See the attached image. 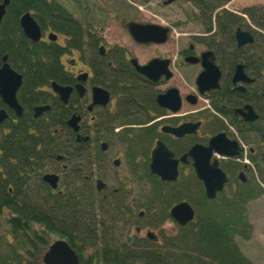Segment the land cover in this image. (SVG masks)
Segmentation results:
<instances>
[{
	"label": "flooded vegetation",
	"instance_id": "obj_1",
	"mask_svg": "<svg viewBox=\"0 0 264 264\" xmlns=\"http://www.w3.org/2000/svg\"><path fill=\"white\" fill-rule=\"evenodd\" d=\"M44 1H52L60 8L65 6L64 0ZM69 1L70 12H65L70 16V37L61 36L50 26L41 29L30 12L18 17L23 36L19 20L28 14L39 27L38 42L55 44L62 49L57 61L63 78H66L65 83L40 84L34 89L36 100L29 106L19 98L22 76L10 67L6 54L0 57L1 60L5 56L8 66L21 78L15 92L21 116L0 98V113H3L0 135L9 134L11 124L25 118L29 126L24 128V134L34 135L39 141L30 145H7L16 148V152L4 160L6 165L1 161L0 149V182L6 188L0 193L6 199L0 216L5 217L7 253L10 255L11 249H16L12 264H42L44 254L53 243L61 241L68 246L66 237H70V242H75L77 247L94 246L98 253L110 241L113 247L130 251H137L139 246L159 247L161 235L151 231L155 218L150 217L153 209L144 197L141 183H145L146 178L149 181L156 179L162 185L180 182L192 187L193 179L201 184L194 174L191 159L186 156L183 162L179 160L192 146H206L210 138L219 134L230 142L235 155L212 157L226 178L223 190L216 198L225 194L226 188L231 193L239 186L262 188L264 185V65L257 68L253 58L256 51H247L249 45L236 47L235 31L233 42L220 35L214 26L208 31L207 22L199 16L201 0ZM2 3L0 0V5ZM182 3L194 11L195 17L190 19L202 23V29L186 35L187 43L177 45L172 59L168 44L172 29L169 13L171 7H179ZM9 4L10 0H7L0 24ZM132 26L141 28L137 36L151 40H135L129 30ZM176 26L181 28L182 25L177 23ZM149 27L152 28L150 37L143 35ZM49 34L56 37L54 42L48 39ZM59 37L64 42L62 45L58 43ZM64 40H70L69 48ZM160 40L162 42H157ZM234 48L244 51H233ZM259 52L264 56V51ZM65 54L68 59H64ZM208 62H212L219 73L217 87L208 89L211 83L205 82L204 90L200 92L196 78L202 72V65ZM151 64L153 70L148 76L138 71ZM238 68L240 74L236 76ZM187 79H190L188 84ZM52 84L69 88L65 102L52 90ZM171 91L179 101L175 112L170 110V96L165 107L157 103L159 97ZM202 100L207 102L211 113L210 130L204 135L205 122L203 117H198L199 111L192 115L182 113L186 105L195 107ZM59 110L67 112L62 126L44 129V123H51V117L58 115ZM71 120L75 121V131L67 125ZM186 124L198 126L193 133L182 137L163 131ZM44 133L55 137L51 140L53 144H47L45 150ZM107 133L119 136L125 150L123 155L110 159L111 167L119 169L122 159H126L130 177L142 191V203L126 190H109L100 176H94L96 169L102 167L97 159L108 151L107 144L100 142L98 137ZM156 142L163 144L178 161L177 177L172 183L162 182L149 172L150 153ZM75 144L81 151L79 160H74ZM19 158L26 160L20 162ZM44 176L56 177L54 189L43 181ZM97 182L102 184L100 190L96 189ZM150 187L152 195V183ZM139 204L143 210H139ZM145 217L143 226L133 225L135 219L143 221ZM14 227L18 233L13 231ZM59 228L63 236H58ZM91 229L93 241L86 240L82 244L74 239L76 233L83 232L84 235ZM69 248L75 253L78 264L89 260V254L83 257L82 252L77 254Z\"/></svg>",
	"mask_w": 264,
	"mask_h": 264
},
{
	"label": "trees",
	"instance_id": "obj_2",
	"mask_svg": "<svg viewBox=\"0 0 264 264\" xmlns=\"http://www.w3.org/2000/svg\"><path fill=\"white\" fill-rule=\"evenodd\" d=\"M228 1L230 0H201L198 3L200 18L207 22L208 31L214 26L220 35H225L232 42L233 32L237 28L250 32L253 43L247 46L246 50L256 51L253 58L258 64L257 68L260 64L264 65V56L259 52L264 51V7H248L239 15H234L221 9ZM216 9L219 10L214 12ZM26 12L33 15L41 29L50 26L53 31L63 37H70V16L52 1L47 3L44 0H10L6 15L0 24V57L6 54L10 67L22 76L19 98L24 99L25 104L30 106L36 100L34 97L37 96L34 89L40 84L50 81L61 84L66 82V78H63L65 76L62 75L57 61L62 51L60 47L51 43H32L22 35L18 26V17ZM64 41L66 47H69L70 40ZM233 51L244 50L234 48ZM66 115V111L59 110V114H53L51 123H44L43 128L62 126ZM28 126V121L24 118L11 124L9 134L0 135L3 165L8 164L4 160L16 152V148H8L7 145H30L39 142L34 135L24 134V128ZM52 139L55 137L44 133L42 138L44 150L47 144H53ZM76 146L77 144H75L74 160H79L81 151L77 150ZM25 160L26 158H19L20 162ZM257 170L260 172V167ZM151 182L153 198L162 201L163 204L162 209L159 210L160 215L154 221L155 225L168 220V209L182 201L187 202L194 210L192 221L183 227L178 226L175 232L167 236L160 233L161 244L157 247L158 249L139 246L137 251H130L124 247H113L110 241L102 246V250L98 253L94 246L77 247L75 242H70V237L67 239L64 235L68 246L77 254L87 248L93 250L89 254V260L83 264H250L241 256L235 241L240 237L242 240L247 239L250 226L245 220L244 205L261 195L260 187L239 186L231 193L220 194L214 200L208 201L204 197L201 184L195 179H193L192 187L188 183L180 182L162 185L156 179H152ZM5 190V184L0 182V193ZM90 191L93 189L91 188ZM5 200L0 196V209L4 206ZM13 231L18 233L16 227ZM57 233L58 236L62 235L60 228ZM75 236L74 239L82 244L86 240L87 242L94 240L92 229L85 231L84 235L83 232H78ZM18 247L21 248V245ZM7 250H9L8 247H6ZM11 250V256L8 253L0 256V264H12L16 257L14 254L16 249Z\"/></svg>",
	"mask_w": 264,
	"mask_h": 264
},
{
	"label": "water",
	"instance_id": "obj_3",
	"mask_svg": "<svg viewBox=\"0 0 264 264\" xmlns=\"http://www.w3.org/2000/svg\"><path fill=\"white\" fill-rule=\"evenodd\" d=\"M169 2L176 0H168ZM7 5V0H3V3L0 5V19L4 13V7ZM19 24L24 36L32 42H38L40 39V30L34 20L28 14H24L20 20ZM151 29L144 30L145 34L148 37L151 36ZM130 34L138 42H149L151 39L141 38L136 34L141 30L138 26H132L129 29ZM48 39L52 42L56 40V37L52 34H49ZM234 39L236 47H242L245 45H251L253 43V38L250 33L236 29L234 32ZM162 42V40L157 41ZM202 72L196 78V84L200 88V92L204 89L203 85L205 82H210L208 89L216 88L217 81L219 78V73L214 67L212 62L202 65ZM153 70L152 64L146 68L138 69L140 73H144L145 76H148V73H151ZM240 74V69L236 70V76ZM21 78L16 74L6 63V57L4 56L0 60V98L2 102L8 104L12 108L17 116H21L19 107L15 101V92L20 86ZM207 89V90H208ZM52 90L58 94L60 99L65 102L66 97L68 96L69 88H60L52 84ZM170 96V110L175 112L178 110L179 101L174 91H171L164 97H159L157 103L161 107H165L167 103V97ZM193 104V101H190ZM3 119V113H0V121ZM74 131L75 121H69L67 123ZM198 124H186L182 125L175 129L165 128L163 131L165 133H170L175 137H182L186 134L193 133L197 128ZM230 143V142H229ZM224 138L222 134L216 135L209 139L206 146L194 145L192 146L186 155L180 158V162L185 160V157L188 156L192 161V168L196 178L201 182L204 192V197L206 200H214L216 194L220 193L223 189L224 184L226 183L225 175L218 168V163L215 159H212L213 155L232 157L235 155L231 151V144ZM233 146V145H232ZM235 147V145H234ZM177 163L178 161L174 159L173 154L160 142H156L155 147L150 153V164L149 172L152 175H155L162 182L172 183L176 180L177 177ZM43 181L47 183L52 189L55 188L56 177L54 176H44ZM96 189L100 190V182L96 183ZM169 218L172 219L178 226L183 227L192 221L194 216V211L186 203L181 202L174 205L170 208L168 212ZM42 264H78L77 257L73 251L64 243V242H55L53 243L44 254L42 258Z\"/></svg>",
	"mask_w": 264,
	"mask_h": 264
},
{
	"label": "rangeland",
	"instance_id": "obj_4",
	"mask_svg": "<svg viewBox=\"0 0 264 264\" xmlns=\"http://www.w3.org/2000/svg\"><path fill=\"white\" fill-rule=\"evenodd\" d=\"M63 4H65L63 8L64 11L70 12V1L64 0ZM255 6L264 7V0H230L227 3H225L221 7V9L225 10L228 13L239 15L243 9L248 7H255ZM169 16H170L169 21L171 22L172 29L170 33V41L168 44L172 55L171 57L173 59L177 45L181 46L187 43L186 35H189V33L192 32H196V33L200 32L202 29V25L195 21L192 22L191 19L195 17V13L186 3H182L179 7H171V12L169 13ZM189 19L190 22L187 21ZM156 21L160 22L159 20ZM169 21L166 20V23H168ZM177 23H180L182 25L181 28H178L176 26ZM180 34H183V36H181ZM122 42H124V40ZM58 43L61 45L62 43H64L60 37L58 39ZM68 58L69 56L65 54L64 59H68ZM186 83L187 84L190 83V79L189 80L187 79ZM194 111H199L200 113L198 112V117H203L204 119L205 123H204V128L202 129V133L204 135L210 130V128L208 127L209 126L208 123L210 122L211 113L208 112L207 102L205 100L199 101L195 107H189L186 105L182 113L185 112L188 115L189 114L192 115V112ZM118 137L119 136L115 135L114 133H107L105 135L102 136L100 135L98 137L100 142L102 141L107 144L108 151L105 155L99 156V158L97 159L102 164V167L100 165L99 169H96L94 176L95 177L100 176L103 182L109 188V190L112 189H120L122 191L126 190L128 192H131L134 196H137L139 203H142V197H141L142 191H140L139 184L137 185V183L130 177L128 171L129 163L126 161V159H124L123 156L121 157L123 159L121 161V166L119 169L111 167L110 159L114 158L117 155L121 156L125 153L124 146L121 144ZM139 175H142V173ZM144 179H145V183H141L142 188H144V193L146 195V196L144 195V197H146V199L150 201L151 209H153L151 212L152 215H150V217L153 216L155 218L153 219V221H155L157 217L160 215L159 210L162 209L161 206H163V204L162 201L155 200L153 196L150 195V188H151L150 185L152 182L146 178ZM90 185L93 188L94 182L92 181ZM263 186H261L262 187L261 195L248 201L244 205L245 220L250 226L247 239L242 240V237H240V239H236L235 241L241 256L250 264H264V187ZM224 191L225 194L229 193L227 188ZM139 210H143V208L140 207V204H139ZM146 220L147 217H145L143 221H138L137 219H135L133 225L137 223L139 226H143ZM153 227L154 229H152L151 231L159 236H160L159 233L162 234L165 233L166 236L172 234L173 232L176 231L177 228L174 222L170 221L169 218L168 220H165ZM5 231H6L5 217L0 216V256H4L5 253L9 251V250L6 251L7 244H6ZM153 248H157V247H153ZM44 250L45 249L43 248L42 251ZM92 252H93L92 249L91 250L84 249L81 254H83V257H86L88 254H91ZM31 264H37V263H31Z\"/></svg>",
	"mask_w": 264,
	"mask_h": 264
},
{
	"label": "bare ground",
	"instance_id": "obj_5",
	"mask_svg": "<svg viewBox=\"0 0 264 264\" xmlns=\"http://www.w3.org/2000/svg\"><path fill=\"white\" fill-rule=\"evenodd\" d=\"M16 216V215H15ZM14 264V263H13ZM19 264V263H18ZM22 264V263H21Z\"/></svg>",
	"mask_w": 264,
	"mask_h": 264
}]
</instances>
